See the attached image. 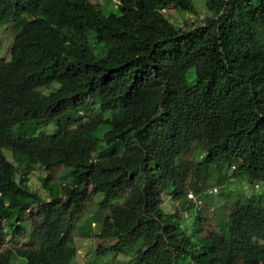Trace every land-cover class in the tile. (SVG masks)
Listing matches in <instances>:
<instances>
[{"label": "trees", "instance_id": "obj_1", "mask_svg": "<svg viewBox=\"0 0 264 264\" xmlns=\"http://www.w3.org/2000/svg\"><path fill=\"white\" fill-rule=\"evenodd\" d=\"M108 1L0 0V264H77L73 228L94 201L111 213L96 251L109 264H264L260 196L207 235L198 203L212 185L264 183V0H218L171 28L163 10L198 14L193 0ZM36 166L48 198L29 184Z\"/></svg>", "mask_w": 264, "mask_h": 264}, {"label": "rangeland", "instance_id": "obj_2", "mask_svg": "<svg viewBox=\"0 0 264 264\" xmlns=\"http://www.w3.org/2000/svg\"><path fill=\"white\" fill-rule=\"evenodd\" d=\"M97 2L100 7L104 10L108 8L110 2L108 0H92ZM197 6L198 14L191 13L186 10L179 9L175 6H170L164 9L165 15L169 19L168 25L166 27L171 28V26L177 22H181L185 25L194 24L202 22L203 19L207 16L214 14V7L216 1L218 0H193ZM221 4V3H219ZM109 10V9H108ZM107 10V11H108ZM2 36L4 40V49L3 54L8 57L10 54V47L14 37V31L12 30L11 25H7L2 30ZM50 89H27L19 93L20 97L26 99H38L44 98L50 92ZM49 128H53V125H50ZM10 153L8 152V157L10 158ZM193 155L188 157L189 162H193ZM44 167L36 166L35 169L30 174L29 184L32 185V188L35 191H38L44 197H49L48 191L44 188L41 175L44 174ZM47 173V170H45ZM68 173V170L62 165L57 167L52 171L53 179L52 183L55 185H62L66 182L64 175ZM215 188H218V191L215 192ZM212 192L211 197L209 194H203L199 198L202 200V203L199 206V213L202 216L201 222L203 224V229L200 231V234L207 235L212 230L218 229V220L222 218H228L233 205L235 204L236 199H245L251 195H258L261 197V201L264 203V183L260 184L258 187H253L248 181H237L234 179L229 185H212L210 190ZM97 198L100 199L98 196ZM178 201H176L170 194L164 195L163 207L165 211L174 212L178 209ZM186 217L193 219L191 212H187ZM89 219L93 220L92 226L87 225ZM111 213L109 210H104L100 212L97 210L96 201L91 202L88 205V208L81 214V218L76 221V224L73 228L75 235L76 245L79 249L77 255V264H109L113 260L112 252L109 250L107 254L96 253L97 247L103 245L104 247H109L111 240L110 237V225H111ZM30 224L28 221H26ZM35 222V213L32 214L31 223ZM190 221H186V224L189 225ZM85 224V225H83ZM29 244V236L15 239L12 234H9L5 242V246H23L26 247ZM16 264H26V260L16 259Z\"/></svg>", "mask_w": 264, "mask_h": 264}, {"label": "clouds", "instance_id": "obj_3", "mask_svg": "<svg viewBox=\"0 0 264 264\" xmlns=\"http://www.w3.org/2000/svg\"><path fill=\"white\" fill-rule=\"evenodd\" d=\"M189 194H193V193H189ZM198 203L201 204L202 203V200H198Z\"/></svg>", "mask_w": 264, "mask_h": 264}, {"label": "built area", "instance_id": "obj_4", "mask_svg": "<svg viewBox=\"0 0 264 264\" xmlns=\"http://www.w3.org/2000/svg\"><path fill=\"white\" fill-rule=\"evenodd\" d=\"M218 191V188H215V192ZM191 196H193V194H190Z\"/></svg>", "mask_w": 264, "mask_h": 264}]
</instances>
